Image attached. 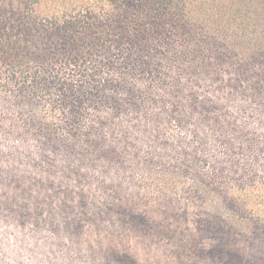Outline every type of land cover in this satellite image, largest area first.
Masks as SVG:
<instances>
[{"label":"trees","instance_id":"trees-1","mask_svg":"<svg viewBox=\"0 0 264 264\" xmlns=\"http://www.w3.org/2000/svg\"><path fill=\"white\" fill-rule=\"evenodd\" d=\"M2 228L39 262L264 264V0H0Z\"/></svg>","mask_w":264,"mask_h":264},{"label":"rangeland","instance_id":"rangeland-1","mask_svg":"<svg viewBox=\"0 0 264 264\" xmlns=\"http://www.w3.org/2000/svg\"><path fill=\"white\" fill-rule=\"evenodd\" d=\"M62 244V241H58L55 246L61 247ZM14 247L15 245L11 232L5 228H2L0 231V264H86L83 261L86 260L83 257L85 252L77 257H73L71 252L69 254H64L57 251L55 254H41L39 256L41 261L39 262L36 254L32 252L39 251V249H42V251L45 250L49 247L47 244L37 248H32L31 246V249L28 252L22 253L20 251L17 254L15 253ZM256 251L257 253L263 252L261 255L264 256V246H257Z\"/></svg>","mask_w":264,"mask_h":264}]
</instances>
